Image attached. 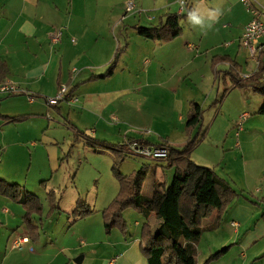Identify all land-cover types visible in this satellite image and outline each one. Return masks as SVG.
I'll list each match as a JSON object with an SVG mask.
<instances>
[{
	"label": "crops",
	"instance_id": "1",
	"mask_svg": "<svg viewBox=\"0 0 264 264\" xmlns=\"http://www.w3.org/2000/svg\"><path fill=\"white\" fill-rule=\"evenodd\" d=\"M136 1L140 8L146 7L149 10L148 13H152L153 19L150 20L148 17L147 19L149 22L155 23V26L159 24L160 18L164 15L178 14V0ZM209 1L213 9L210 10V14L206 13L208 14L207 20H211L212 15L215 16V13H218L220 18H216L217 24L222 21L224 23L221 30L239 34V44L237 43L236 47L235 43H226L224 47L229 52L208 58L211 73L206 74L199 69H190L189 67L194 62L187 61L188 70H182V74H178V55L176 53V55L169 56L167 60L165 56L155 54L153 63L149 60L144 62L148 66V73L145 70L144 76L141 74L135 76L133 73L137 71V59L132 62L128 59L133 45L128 43L127 39L125 47L121 44L125 37L129 38L131 32L128 28L114 26L118 22L123 24L128 16L125 15V8L122 7L116 14L115 0H0V62L5 63L7 67V75L0 81V85L7 84L17 89L14 94H0V100H5L0 105L6 106L8 110H13L0 114V133L6 140L9 129L14 132V136H11V140H13L11 146L13 147H24V143L33 147L32 157L37 156V160H42L43 164L39 181L52 184L50 189H48L49 185L44 188L46 198L47 191L54 190L57 194V191L62 189L63 183H59L60 181H70L73 188L74 186L77 188V182L80 178L84 179L83 171L85 166L91 164V159H98L97 157L106 155L110 159L108 164L110 167L108 166L107 169H112L114 157L110 152H114V150L111 146H127L133 140L151 142V135L145 138L140 135H132L131 128L136 127L132 123L138 122L133 116L139 118H141L140 115L143 116L141 119L146 122L143 126H149L147 121L152 116V123H149V127L166 126L170 131L178 128V126H172L174 121L178 120L182 123L183 128L185 127L186 133V124L192 104L201 106L204 111L203 106L196 103L198 102L197 98L201 94L202 98L204 95L207 96L204 100H208L209 95L215 92L216 81L220 78H223L225 85H227V79L231 82V87L227 89L230 92L225 96L224 105L234 95L240 99L239 93L241 92L239 90L241 88L233 87V76L230 71H234L240 77L243 75L250 77L258 71L259 64L250 59L249 52L240 44L244 29L253 19V15L246 10L241 0ZM126 3L123 7L126 6ZM253 3L255 8L260 11L261 19L264 21V0H253ZM189 5V12L195 10L199 15H202L203 6L201 4L189 0ZM112 24L114 25L111 26ZM139 26L137 24L132 26L133 33L137 37L135 38L136 42L144 39L138 36L134 29ZM58 30L62 32V38L60 42L52 44L51 36ZM210 33L212 39L216 38L215 32L210 29L204 30L202 41ZM181 36H183V31L171 42L144 40L172 47ZM189 41L190 39H188ZM191 46L188 43V48L191 49ZM118 49L122 50V53L114 73L106 78L91 80L94 77H102L108 72ZM262 53H264V42L259 45L258 57ZM215 57H229L232 63L220 61L213 68ZM230 64H234L236 67L234 68ZM212 79L213 85L210 93L207 89L205 92H201L199 86H210ZM62 85L69 88V96L57 107H49L45 99L55 96ZM28 94L34 96V102L29 101ZM161 95H170L175 99L170 117L162 113L157 114L156 111L153 112V115L150 114L153 107L155 108V105L159 104L157 98ZM236 99L237 97L235 101ZM159 101L161 102V99ZM256 101L258 112L264 98L261 96ZM247 103L249 104L251 101H247ZM178 110H182V115L178 116ZM17 117L28 118L23 122L5 123L6 119ZM55 126H69L72 130L69 132L73 137L75 135L77 143H70L69 147L73 146V148H69L67 153L65 144L61 143L59 137L53 135L58 131L55 130ZM213 127H210V131L208 130L209 135H211ZM238 127L241 128V126ZM240 130L236 133L237 138L241 137V132L242 135L245 132V130L242 131L243 127ZM13 132L11 133L13 134ZM87 138L102 141L108 147L94 148L87 144ZM163 143L175 147L170 139L164 140ZM127 148L129 150V145ZM236 148H241L238 141ZM100 149L101 151H98ZM102 149L110 152H104ZM73 161L77 162V168L69 167ZM124 164L125 161L122 165ZM161 167L165 169L166 165ZM161 172L159 173L158 169L154 170L155 188L156 185L162 183L168 186V181H165L167 174L164 170ZM167 172L170 175L169 178H174V169L167 170ZM101 174V168L96 167L92 180L95 178L98 180ZM158 176L160 179H157ZM224 179L227 180V178ZM15 184L19 183L15 182ZM230 184L236 189L235 185L231 182ZM25 185L31 190L29 192H33L28 179L25 181ZM91 186L87 187L86 191L78 188L76 192L72 190L70 193L68 187H65L62 190L64 196L57 195L62 212L50 217L49 223L46 225H43V221L47 218L50 207L49 205L46 207L42 203L44 206L43 215L33 217L34 223L36 219L38 221L35 223L39 227L37 241L29 237V231L23 222L25 213L21 216V222L25 226L21 237L29 238V244L26 247H31L30 249L34 252V264H78L76 260L81 257V264H148V260L141 251L142 227L147 222L156 225L157 220L153 216L147 218L133 210H127L126 213H131L132 220L135 222L134 225H131L132 220L126 218L128 234L124 236L117 229H114L109 235L106 234L102 212L117 196L120 187L111 183L101 197L99 185ZM93 188L96 190L95 194H92ZM38 197L40 198L39 195ZM80 197L85 199L94 210V214L72 224L70 215L68 214L64 218L61 213H66L65 210L72 212ZM257 205L260 206V203ZM234 207L228 208L223 222L218 228L207 231L210 233L207 238L210 241H205L206 244H212L219 250L231 245L236 247L235 249H239L243 257L246 256L245 253L248 254L244 260L245 264H264V221L259 220L256 223V228L252 229L253 221L251 222L248 218L236 220L238 208H235V214L230 216L227 222L225 217ZM256 209L258 210L253 213V220L259 217L261 212L264 216L263 207ZM12 211H16L15 206L11 204L10 200L0 196V225H5V231H9L10 236L15 229L13 228L15 214H12ZM208 226L209 224L206 225V227ZM33 246L35 249L32 248ZM197 246L198 251L201 247L200 244ZM101 252H103L102 255ZM213 252L215 251L207 252L206 258ZM76 256L79 257L76 259ZM212 264H221V260Z\"/></svg>",
	"mask_w": 264,
	"mask_h": 264
},
{
	"label": "rangeland",
	"instance_id": "2",
	"mask_svg": "<svg viewBox=\"0 0 264 264\" xmlns=\"http://www.w3.org/2000/svg\"><path fill=\"white\" fill-rule=\"evenodd\" d=\"M129 0H115L114 4L116 5V14L119 12V8H125L123 5ZM136 5V0H132ZM196 2L197 4H201L203 6L202 8V15L200 16L204 20V26L201 27L199 25H192L187 17L182 19L180 21V25L183 31V36L178 38L175 43L168 47V45L160 44V43H151L144 39H142L140 42H136L135 38L136 35L133 33L132 26L133 25H140L144 27H154L155 23L149 22L147 17H152V13L142 14V16L139 17L138 13H135L139 10H146L149 11L145 6V8H140L137 5V10L128 13V17L126 20H124L123 24L122 22H118V24H112L111 26H115L117 28L125 27L130 30L129 38L125 37V40L121 41V44L123 47L126 46V39L128 40V43L130 42L133 45L132 51L128 55L129 61H135L137 59V71L133 73V75H142L144 76L145 70H147L148 73V66L145 65L144 62L151 61L152 63L155 61V54L165 56V59L167 60L169 56L171 55H178V67H179V73L182 74V70L186 71L187 68V61L194 62L189 68L190 69H199L204 71L206 74L208 72L211 73V68L208 63V58L217 55V54H224L229 52L228 49H225L226 43H235V47L238 43V32L233 33L229 30H221L222 25L224 24L223 21L217 24L216 18H220V14L215 13V16L212 15L211 20L208 19V14H210V10L213 9L211 6V3L209 0L207 1H201V0H192ZM124 3V4H123ZM246 8V7H245ZM208 13V14H206ZM205 17H204V16ZM153 19V17H152ZM150 19V20H152ZM154 21V20H153ZM117 23V22H116ZM211 24V27L209 28L207 25ZM122 24V25H121ZM211 30L216 33V38L212 39V35L207 34L205 36V39L202 41L203 38V32L204 30ZM60 31V30H58ZM56 32V31H55ZM130 39V41H129ZM188 39L190 41L188 42ZM188 43H190L192 48H188ZM239 44V43H238ZM226 51V52H225ZM246 55L247 52H246ZM211 77V75H210ZM142 80V79H141ZM213 79L211 81L210 86L208 85H201L199 86V90L201 92H205L209 90V93L211 91V87L213 85ZM135 84V83H134ZM216 89L215 92L212 93V95H209L208 100H204L202 98V95L198 96L196 103L201 104L204 108V114H203V121L201 122L200 126L194 131L192 134V137H195L197 134L199 137H202L205 134L206 130L210 131V127L214 126L212 128V133L209 135L206 134L204 140L202 143L196 148V150L193 152L191 158L192 160L200 165L212 168L218 176L221 178H227L229 182H231L233 185H235L237 192L241 195L240 197L236 198L230 206H235L232 211H229V215H226L225 220L227 221L228 218L235 214V208H238L236 215L240 220H246L247 218L253 221L252 229L256 228V223H258L259 220L264 221L263 212H261L260 216L255 218L253 220V213H255L256 208H264V115L257 114L258 109V103L256 100H259L261 96L259 94H255L250 89H241L239 90L240 99L238 96L234 95L230 101H227V103L224 105L225 102V91L231 87V82L229 79H227V85H225V82L223 78L216 81ZM200 92V93H201ZM243 94V95H241ZM228 97V96H227ZM237 97L236 101L235 98ZM161 99V102L159 99ZM157 98V102L159 104L155 105V108L153 107L152 112L150 113L153 115V112L156 111L157 114H163L165 116H169L171 114V111L174 107L173 101L175 100L170 95H161ZM37 100V99H36ZM5 100H0L3 102ZM247 101H251V103H247ZM216 102V103H215ZM224 105V106H223ZM12 109V108H10ZM9 111L6 106L0 105V114L8 113ZM246 112L249 118L243 122H240L239 120L241 115ZM11 113V112H10ZM182 115V110H178V116ZM142 118L143 116L140 115ZM133 118L137 119L138 122L132 123L134 128H131L133 131L132 135L145 138L149 135H151L152 140L150 143L153 145H159L164 142V140H169L176 148H182V145L186 143L188 137L185 133V127L183 128L182 123L178 120L174 121L172 126H178L176 130L170 131L168 127H149L152 123V116L149 118L148 125L149 126H143V124H146V122L139 118L138 116H133ZM150 123V124H149ZM238 124L241 125V128L243 127V130L245 132L240 138L236 137V133L241 129L238 127ZM1 128V127H0ZM64 128V129H63ZM55 130H58L55 134L56 137H59L61 140V143L65 144V151L68 152L69 148H73V146H70V143L74 142L77 143L76 139L73 137V135L69 132L72 131L69 126L61 127V126H55ZM241 131V130H240ZM9 131L7 132V139L4 140L2 138V133H0V179H5L9 181L10 183H19V185L24 186V188L28 191H31L30 189L26 188L25 181L28 182L33 189L32 191L34 194H38L42 200V203L45 204L46 207H48V200L46 198V192L45 189L40 185L39 177L42 175L43 171V164L42 160L38 161L37 156L31 155V151H33V147H30V144H25L24 147H13L11 146L12 141L11 136H14ZM150 137V138H151ZM187 137V138H186ZM168 138V139H167ZM38 139V138H36ZM186 139V141H185ZM185 141V142H184ZM240 142L241 148H236V143ZM23 144V143H22ZM22 148V149H21ZM28 148V149H27ZM5 150V151H4ZM104 152H110L109 150L102 149ZM98 151H101L98 150ZM129 153V151H128ZM113 157H115L114 152H110ZM128 157L125 160V164L120 166V171L123 175H131L134 174L136 171L140 170L143 166V164L149 165V173L145 180L144 188H143V198H150L154 191H155V174L154 170L159 171V173H162L161 170H164L167 174V177H165V181H168V186L171 185L173 181V177L169 178L170 175L167 172V168H162V165H166L165 162L161 161H153L141 157ZM97 157V156H96ZM98 159H91V164L85 166L84 169V179L80 178L77 182V188H73V184L70 181L62 182L63 183L62 189L57 191L58 196H64L62 194V190L65 189V187H68L69 193L76 192V189L82 188L86 191L90 185L97 186L99 185L101 190V197H103V193L105 190H107L111 183L119 186V183L110 168L109 170L107 167L110 165L109 161L110 159L106 157V155L97 157ZM72 160V159H71ZM150 163V164H149ZM78 164L76 161H73L71 164H69L70 168H77ZM100 167L102 170V174L97 180V178L92 180V176H94L95 168ZM45 172V169H44ZM261 174V176H260ZM14 175V176H12ZM169 178V179H168ZM9 179V180H8ZM157 179H160L159 176ZM164 181V180H161ZM156 183V182H155ZM49 185V186H48ZM76 185V182H75ZM48 186V189L52 186L51 183L46 182V187ZM91 186V187H92ZM120 190V189H119ZM31 192V193H33ZM96 190L93 188L92 194H95ZM119 193V192H118ZM37 195V196H38ZM118 195V194H117ZM68 198V196H66ZM116 198V197H115ZM114 198V199H115ZM113 199V200H114ZM260 203V206L257 205ZM11 204L15 206L16 211H12V214H15V221L13 222V228H15L12 233V238L10 239L9 231H5L6 227L5 225H0V264H34L35 255L34 252L30 249L31 247L24 246L23 249H15L13 248V241L18 236L21 237L23 235V232L25 230V226L22 224L21 216L25 213L24 208L22 205L18 203H14L11 201ZM2 207V206H1ZM3 208V207H2ZM1 208V209H2ZM10 210V209H9ZM131 210V209H130ZM66 213H61V215L66 218L68 214L70 215V210H65ZM130 212V211H128ZM137 213V212H136ZM56 214V213H55ZM54 215V214H53ZM52 215V216H53ZM141 215V214H139ZM51 216V217H52ZM45 218V217H44ZM50 218V217H49ZM49 218H45L43 221V225H46L49 223ZM124 218L128 224L127 219H131V213L124 212ZM127 218V219H126ZM229 221V220H228ZM227 221V222H228ZM239 221V220H238ZM37 219L35 223H37ZM213 222V219L206 220V224H211ZM245 222V221H244ZM134 220H132L131 225H134ZM118 230V229H117ZM259 229L257 228V231ZM205 234L202 235V238L198 242V245L200 244V249L197 251L198 255V263L203 264L204 261L207 259L206 255L209 251H215L212 254L222 250L218 248H214L215 246L207 245L205 241H210V239H207L210 236V233H208L207 229L205 230ZM6 232V233H5ZM10 236V237H9ZM204 236V237H203ZM22 238V237H21ZM10 239V240H9ZM102 239V238H100ZM206 244V245H205ZM231 246V245H230ZM33 249L34 246L32 247ZM236 248V247H235ZM233 246L229 249L228 253L224 255L221 259L215 261L218 262L221 260V264H245L244 260H246V257L248 256L247 253H245V257L242 256L239 249H235ZM85 249V248H83ZM198 249V246H197ZM213 249V250H212ZM216 249V250H214ZM88 251V250H87ZM231 252V253H229ZM103 252H101V255ZM79 256H76V259ZM75 260V258H74Z\"/></svg>",
	"mask_w": 264,
	"mask_h": 264
},
{
	"label": "trees",
	"instance_id": "3",
	"mask_svg": "<svg viewBox=\"0 0 264 264\" xmlns=\"http://www.w3.org/2000/svg\"><path fill=\"white\" fill-rule=\"evenodd\" d=\"M188 14L189 11L184 14H166L160 18L157 26H139L134 29L138 36L146 40L171 42L181 35L180 21L188 17ZM121 53L122 50L118 49L114 62L104 76L94 77L91 80L111 76L116 70ZM258 59V71L250 77L243 79L234 71H230V74L233 76V87L251 89L264 98V53L260 54ZM220 61L232 63L229 57H215L213 68ZM230 65L236 67L234 64ZM6 75V64L0 62V81ZM228 92L230 90L225 91V96ZM203 112L201 106L192 104L186 124L188 139L182 148L170 146L165 144L166 142L162 145H153L144 140H133L128 143V145L137 143L145 147L167 148V159L158 161L165 162L167 169H174L173 182L169 186L164 183L156 185L150 198L142 196L145 180L149 173V165L143 166L134 174L123 175L120 166L127 155H133L130 149L128 150V145L111 146L115 155L112 171L119 183L120 190L116 198L102 212L105 233L109 235L114 229H118L124 236L128 234V224L124 218V212L127 210L131 209L147 218L153 216L157 220V224L152 225L147 222L143 225L141 232V251L148 260V264H199L196 246L203 233L206 232V229L211 231L218 228L222 224L230 204L241 196L230 182L218 176L212 168L200 166L191 158L208 132L206 130L202 137H199L198 134L192 137L203 120ZM257 114L264 115V101ZM27 118H8L5 123L23 122ZM87 141V144L94 148L108 147L104 142L93 138H87ZM40 185L46 188V181L41 182ZM0 196L22 205L25 210L23 222L29 231V237L37 241L39 227L34 223L33 217L43 215L44 206L40 198L27 191L23 186L4 179H0ZM47 200L50 207L47 218L62 212L54 190L47 191ZM93 214L94 210L84 198L80 197L70 213V218L74 224ZM209 219H213V222L206 227V220ZM230 248L231 246H228L212 254L203 264H212L221 259Z\"/></svg>",
	"mask_w": 264,
	"mask_h": 264
},
{
	"label": "built area",
	"instance_id": "4",
	"mask_svg": "<svg viewBox=\"0 0 264 264\" xmlns=\"http://www.w3.org/2000/svg\"><path fill=\"white\" fill-rule=\"evenodd\" d=\"M246 10L253 15V19L246 25L243 35L240 39V44L243 48H245L249 52V57L251 60L259 64L258 53H259V45L264 42V21L261 19V13L258 9L255 8L253 0H241ZM178 14H184L188 11L190 5L189 0H178ZM137 10V5L131 0L126 3L125 6V15L128 13H132ZM135 13H138L139 16L142 14H147L146 10H139ZM152 19V17H148ZM62 38V32L56 31L51 36L52 44H56L60 42ZM249 75H243L241 78H248ZM17 91L16 88L7 84L0 85V94L9 95L14 94ZM28 99L32 103L35 98L31 94H28ZM69 96V88L66 85H62L55 96L46 98L45 101L49 107H57L62 102H65L67 97ZM77 101V99H75ZM248 118L247 114H242L239 120L240 122L245 121ZM238 126H241L239 125ZM130 152L133 156L141 157L153 161L164 160L168 157V151L166 147H145L140 146L137 143H133L129 145ZM29 244V238H15L13 241V248L15 249H23L25 245Z\"/></svg>",
	"mask_w": 264,
	"mask_h": 264
},
{
	"label": "clouds",
	"instance_id": "5",
	"mask_svg": "<svg viewBox=\"0 0 264 264\" xmlns=\"http://www.w3.org/2000/svg\"><path fill=\"white\" fill-rule=\"evenodd\" d=\"M182 2L183 0H181V3ZM187 19L192 25H199L201 27L204 26L203 18L195 10L189 12ZM207 26L210 28L211 24L209 23Z\"/></svg>",
	"mask_w": 264,
	"mask_h": 264
},
{
	"label": "water",
	"instance_id": "6",
	"mask_svg": "<svg viewBox=\"0 0 264 264\" xmlns=\"http://www.w3.org/2000/svg\"><path fill=\"white\" fill-rule=\"evenodd\" d=\"M76 263L81 264V263H82V257H81V258H78V259L76 260Z\"/></svg>",
	"mask_w": 264,
	"mask_h": 264
}]
</instances>
